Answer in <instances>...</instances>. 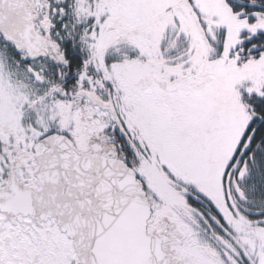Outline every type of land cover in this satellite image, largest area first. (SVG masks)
Masks as SVG:
<instances>
[{"label":"snow or ice","instance_id":"obj_1","mask_svg":"<svg viewBox=\"0 0 264 264\" xmlns=\"http://www.w3.org/2000/svg\"><path fill=\"white\" fill-rule=\"evenodd\" d=\"M0 264H264V0H0Z\"/></svg>","mask_w":264,"mask_h":264}]
</instances>
